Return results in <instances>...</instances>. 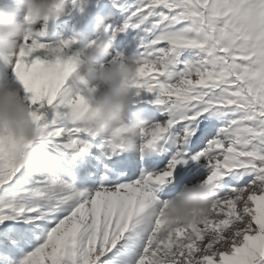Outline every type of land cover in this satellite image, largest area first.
<instances>
[{
    "label": "snow or ice",
    "instance_id": "snow-or-ice-1",
    "mask_svg": "<svg viewBox=\"0 0 264 264\" xmlns=\"http://www.w3.org/2000/svg\"><path fill=\"white\" fill-rule=\"evenodd\" d=\"M71 3L83 11L84 0ZM108 7L111 46L135 33L136 75L125 78L133 97L152 94L164 118L135 138L125 121L100 135L93 86L75 71L100 42L73 49V37L26 36L5 64L37 125L35 142L46 155L74 160L99 138L103 155L88 165L94 182L78 184L67 168L22 167L18 159L34 141L0 134V264H264V0ZM38 49L55 58L31 59ZM113 51L111 60H127ZM190 163L205 169L200 181L234 186L216 192L203 220L162 224L165 196Z\"/></svg>",
    "mask_w": 264,
    "mask_h": 264
},
{
    "label": "clouds",
    "instance_id": "clouds-1",
    "mask_svg": "<svg viewBox=\"0 0 264 264\" xmlns=\"http://www.w3.org/2000/svg\"><path fill=\"white\" fill-rule=\"evenodd\" d=\"M63 12L64 8L59 6V0H8L7 7L0 4V62L5 63L19 51L26 36L36 38L44 35L43 29L36 27L40 21L57 18ZM106 19L103 14L97 15L94 29L100 43L75 64V71L86 77L93 86L89 98L99 109L97 131L100 135L119 128L124 122L125 110L133 97V90L125 78L134 77L137 70L134 57H128L123 63L119 60L96 63L97 57L108 54L111 48L110 40L105 39L108 35ZM79 36L80 32L77 31L73 34V39L76 40ZM58 42L59 40L54 43ZM88 45L89 42L84 43L81 49H88ZM128 124L132 138L145 125L143 121ZM0 134L14 136L17 140L34 141L18 159V163L24 168L48 171L61 159L46 155L43 146L35 142L39 135L38 128L29 115L21 89L6 80H0ZM67 172L75 182L76 173L69 169ZM259 187L264 189V184ZM215 195L214 184L198 181L182 186L174 196L166 198L161 223L187 225L203 220L209 213ZM242 223L234 224L233 231L240 229Z\"/></svg>",
    "mask_w": 264,
    "mask_h": 264
},
{
    "label": "bare ground",
    "instance_id": "bare-ground-1",
    "mask_svg": "<svg viewBox=\"0 0 264 264\" xmlns=\"http://www.w3.org/2000/svg\"><path fill=\"white\" fill-rule=\"evenodd\" d=\"M0 1L2 2L1 3L2 5L6 6V7L8 6V0H0ZM36 27L37 28H42L43 31H44V33H45L49 29V24L47 23V21H43L42 20V21H40L39 24L36 25ZM68 38H70V37H68ZM68 38H66V39H68ZM37 39H38V37H37ZM90 40H93V39H89L87 42H89ZM54 42H56V41H54ZM54 42H42V43H54ZM81 46L82 45L74 44L73 45V49H79V48H81ZM122 51L124 52V54L126 56L131 57L132 54H133V47L129 43H126L125 44V48ZM113 54H114V51H113V49L110 48L109 53L106 54V59H105L104 62L105 63L110 62ZM36 56H39L41 59H48V60H51V59H54L55 58L54 57V54H52L48 49H38V50H36L33 53L31 59H34ZM10 67H11L10 64H5L3 62H0V80L10 81V82H12L13 86H15V87H21L19 85V83L15 80L14 76L11 74ZM123 119L127 123H133L134 122L133 120L126 121L125 116L123 117ZM89 151H90V148H89V150L87 152L84 153V155L82 157V160H86V159L89 158V154H88ZM131 155H133V153L131 152V150H128V156H131ZM90 163L91 162H81V165H76V166H79L80 172H81L83 170V168H85L86 166H88ZM182 174L183 173H181V175ZM76 182L78 184H80L81 183V180H78L77 179Z\"/></svg>",
    "mask_w": 264,
    "mask_h": 264
},
{
    "label": "rangeland",
    "instance_id": "rangeland-1",
    "mask_svg": "<svg viewBox=\"0 0 264 264\" xmlns=\"http://www.w3.org/2000/svg\"><path fill=\"white\" fill-rule=\"evenodd\" d=\"M18 88H20L21 89V87H18ZM88 154H89V152H88ZM91 156L89 155V158L88 159H86V160H82L81 159V162H91ZM63 160V163H61V165H64V166H69L68 164H69V160L68 159H62ZM77 167V171L78 172H80V168H79V166H72V169L73 168H76ZM204 173H205V171H204ZM206 174V173H205ZM78 179V178H77Z\"/></svg>",
    "mask_w": 264,
    "mask_h": 264
}]
</instances>
